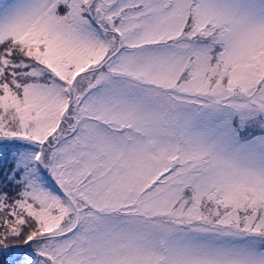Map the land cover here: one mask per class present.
<instances>
[{"label":"snow or ice","instance_id":"obj_1","mask_svg":"<svg viewBox=\"0 0 264 264\" xmlns=\"http://www.w3.org/2000/svg\"><path fill=\"white\" fill-rule=\"evenodd\" d=\"M0 264H264V0H0Z\"/></svg>","mask_w":264,"mask_h":264},{"label":"rangeland","instance_id":"obj_2","mask_svg":"<svg viewBox=\"0 0 264 264\" xmlns=\"http://www.w3.org/2000/svg\"><path fill=\"white\" fill-rule=\"evenodd\" d=\"M2 259H10V257H3V258H0V260H2Z\"/></svg>","mask_w":264,"mask_h":264}]
</instances>
